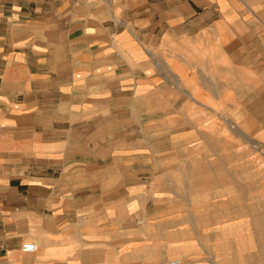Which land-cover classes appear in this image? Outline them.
<instances>
[{
    "label": "crops",
    "instance_id": "obj_1",
    "mask_svg": "<svg viewBox=\"0 0 264 264\" xmlns=\"http://www.w3.org/2000/svg\"><path fill=\"white\" fill-rule=\"evenodd\" d=\"M261 15L255 0H0V264H253L251 214L208 213L129 146L136 104L155 113L163 90L171 113L244 97L264 131ZM181 121L168 141L189 150L199 126ZM233 237L242 263L222 261Z\"/></svg>",
    "mask_w": 264,
    "mask_h": 264
},
{
    "label": "rangeland",
    "instance_id": "obj_2",
    "mask_svg": "<svg viewBox=\"0 0 264 264\" xmlns=\"http://www.w3.org/2000/svg\"><path fill=\"white\" fill-rule=\"evenodd\" d=\"M262 1L264 2L255 0V5ZM255 25L256 28H264V15L259 17ZM172 97L169 90L161 91L158 95V101L161 103L157 104L155 113L149 111V97L143 96L142 101L136 104L141 107L140 119L138 118L130 132H135V138L140 137L141 141L129 147L150 155L143 160L130 161V164H142L155 170L162 168L179 170L171 177L175 186L188 184L191 199L204 200L208 213L214 211L215 203H222L223 219L235 217L241 212L251 214L252 236L248 238V243L252 247L253 264H264V131L259 127L262 124V115L260 114L259 120L251 119V115L245 112L242 104L245 98L230 96L222 97L218 105H207L211 110L202 108L196 110L193 107L195 103L191 102L187 103L182 113H171L168 111L174 105ZM183 116H188L194 126H199L195 131H199L202 137V142L199 145H191L189 150L184 146L172 145L168 141L170 135L179 130ZM171 118H178L179 125L166 131V123ZM133 133L126 136L133 137ZM123 135L118 129H110L111 152L118 151V138ZM171 153L175 157L166 159L165 154ZM183 153L201 159L183 160L181 159ZM210 240L212 247L214 242L212 238ZM229 240L223 236V244ZM231 240L235 244L234 250L227 251L223 248L222 253L227 252L228 256L222 255V261L231 258L234 263H237V260L238 263H242L244 256H240V253H245V249L241 248L238 251L237 246L239 244L244 246L245 239L233 237ZM210 251L211 254L217 253V250ZM230 253L233 254L232 257ZM213 259V256L206 255V260H210L208 264H214Z\"/></svg>",
    "mask_w": 264,
    "mask_h": 264
},
{
    "label": "built area",
    "instance_id": "obj_3",
    "mask_svg": "<svg viewBox=\"0 0 264 264\" xmlns=\"http://www.w3.org/2000/svg\"><path fill=\"white\" fill-rule=\"evenodd\" d=\"M263 67H264V63H263ZM36 249H37V245L32 242H26L21 246V250L25 253H32L36 251Z\"/></svg>",
    "mask_w": 264,
    "mask_h": 264
}]
</instances>
